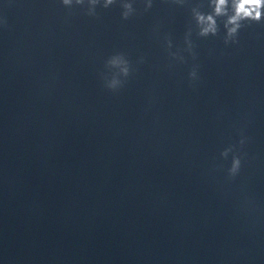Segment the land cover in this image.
<instances>
[{
  "label": "water",
  "instance_id": "1",
  "mask_svg": "<svg viewBox=\"0 0 264 264\" xmlns=\"http://www.w3.org/2000/svg\"><path fill=\"white\" fill-rule=\"evenodd\" d=\"M151 2L0 86V264H264V20Z\"/></svg>",
  "mask_w": 264,
  "mask_h": 264
},
{
  "label": "clouds",
  "instance_id": "2",
  "mask_svg": "<svg viewBox=\"0 0 264 264\" xmlns=\"http://www.w3.org/2000/svg\"><path fill=\"white\" fill-rule=\"evenodd\" d=\"M75 4L82 5L84 0H74ZM116 0H103V7L107 8L114 4ZM181 2V0H177ZM63 5L71 6L73 0H62ZM90 5L88 15H95V6L100 3V0H88ZM208 13L201 12L199 7L192 8V16L195 20L198 29L197 35L199 37L215 36L219 31L218 18L223 19V26L226 30L224 43H237V36L239 30L245 26L246 23H260L264 20V0H209ZM121 7L124 9L122 18L127 20L135 11L130 0H122ZM152 7L151 0H147L145 10ZM191 35V30L185 37V42L189 50L192 48L191 40L188 38ZM168 47L171 48V41H168ZM175 56V53H170ZM107 66L113 69H118V72L112 76L110 80H106V87L111 90H116L122 85V81L118 78L119 75L127 77L130 74V67L128 60L123 54H117L109 58ZM190 78L195 79L197 76L195 68L189 73ZM241 144L244 143L242 139ZM233 151V147L225 149L221 156L227 158L229 152ZM241 167V157L233 155L231 167L228 169L230 178H234Z\"/></svg>",
  "mask_w": 264,
  "mask_h": 264
}]
</instances>
